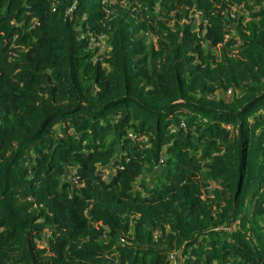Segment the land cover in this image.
I'll use <instances>...</instances> for the list:
<instances>
[{
    "label": "trees",
    "instance_id": "trees-1",
    "mask_svg": "<svg viewBox=\"0 0 264 264\" xmlns=\"http://www.w3.org/2000/svg\"><path fill=\"white\" fill-rule=\"evenodd\" d=\"M0 264H264V0H0Z\"/></svg>",
    "mask_w": 264,
    "mask_h": 264
},
{
    "label": "built area",
    "instance_id": "built-area-1",
    "mask_svg": "<svg viewBox=\"0 0 264 264\" xmlns=\"http://www.w3.org/2000/svg\"><path fill=\"white\" fill-rule=\"evenodd\" d=\"M71 11H72V10H69V12H71ZM197 18H200V15H198ZM98 44H99V43H98ZM96 59H97V60H102V59H103V56H102V55H99V56H97ZM229 93H230V92H229ZM130 136L133 137L132 134H130ZM74 181L77 182V178H74Z\"/></svg>",
    "mask_w": 264,
    "mask_h": 264
},
{
    "label": "rangeland",
    "instance_id": "rangeland-1",
    "mask_svg": "<svg viewBox=\"0 0 264 264\" xmlns=\"http://www.w3.org/2000/svg\"><path fill=\"white\" fill-rule=\"evenodd\" d=\"M197 17H198V15H197ZM227 95H229V93H228ZM107 176H108V175H107ZM107 176H106V177H107Z\"/></svg>",
    "mask_w": 264,
    "mask_h": 264
}]
</instances>
